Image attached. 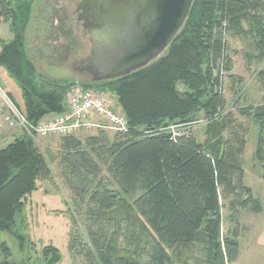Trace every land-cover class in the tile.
Masks as SVG:
<instances>
[{
	"label": "trees",
	"instance_id": "16d2710c",
	"mask_svg": "<svg viewBox=\"0 0 264 264\" xmlns=\"http://www.w3.org/2000/svg\"><path fill=\"white\" fill-rule=\"evenodd\" d=\"M34 1L0 0V20L9 25L13 36L9 43L0 36V67L20 81L24 99L20 110L37 126L65 112L67 91L79 83L43 81L39 85L35 81L36 68L27 57L24 38ZM232 32L253 37L260 52L257 59L264 61V0H195L186 26L162 59L119 80L80 84L114 95L130 129L116 133L111 141L87 140L99 158L107 157V174L118 188L112 191L99 185L89 195L88 216L94 223L88 227L89 239L95 252L90 253L91 264H230L238 260L240 232L237 228L233 237H224L221 201L232 200L239 210L251 207L256 214L262 212V205L244 183L249 127L235 122L233 114L224 115L221 69L232 70L225 38ZM180 84L185 91L179 90ZM201 111L210 121L203 143L192 132L177 142L160 132L174 124H193ZM239 113L260 127L256 155L264 179V105L241 108ZM98 131L104 134L105 130ZM62 139L75 148L69 155L84 152L83 163L90 162L79 147L80 140ZM50 178L48 159L26 132L0 150V234L16 226L17 215L39 182ZM126 239L137 244L125 247ZM45 255L51 257L49 264L61 260L52 246Z\"/></svg>",
	"mask_w": 264,
	"mask_h": 264
},
{
	"label": "rangeland",
	"instance_id": "374dc122",
	"mask_svg": "<svg viewBox=\"0 0 264 264\" xmlns=\"http://www.w3.org/2000/svg\"><path fill=\"white\" fill-rule=\"evenodd\" d=\"M70 11L71 7L66 6L64 0H35L32 3L31 19L24 30V38L26 54L36 68L34 79L39 85L43 81L59 85L87 83L86 79L70 69L72 60L86 57L90 51L88 41L70 33ZM0 36L6 43L13 38L9 25L2 20ZM225 38L232 70L225 73L223 79L224 115L233 114L235 122L249 127L244 155V183L262 205V212L256 214L251 207L239 210L231 205L232 200L221 201L222 232L225 238L233 237L232 232L237 228L240 232L239 257L230 264H264L263 165L256 155L260 127L239 113L241 108L264 105V61L257 59L260 52L253 37H240L232 32ZM0 84L15 106L23 109L22 85L3 67H0ZM180 85L179 90L185 91L184 85ZM94 90L100 92L113 108L120 109L115 96L109 91L101 87ZM209 122L202 111L196 114L189 131L198 142L205 140ZM116 136L115 132L107 129L104 134L94 130L75 136L82 143L79 147L87 153L85 158L90 159L88 164L83 163L84 152L72 151L69 155V151L75 148H69L65 139H34L39 151L49 161L52 178L39 182L38 190L27 199L23 212L17 215L16 226L10 232L0 234V263L49 264L51 257L45 255V249L52 246L61 254L58 264H91L93 249L88 227L94 223L88 216L89 195L99 185L112 191L118 188L107 174L104 162L107 157L99 158L89 149L87 140L100 137L99 140L111 141ZM225 137L227 139L228 135ZM14 141V137L2 140L0 150ZM122 244L127 247L137 243L126 239V243Z\"/></svg>",
	"mask_w": 264,
	"mask_h": 264
},
{
	"label": "water",
	"instance_id": "95a60500",
	"mask_svg": "<svg viewBox=\"0 0 264 264\" xmlns=\"http://www.w3.org/2000/svg\"><path fill=\"white\" fill-rule=\"evenodd\" d=\"M195 0H83L78 7L86 57L71 61L87 83L112 82L167 55L186 26Z\"/></svg>",
	"mask_w": 264,
	"mask_h": 264
},
{
	"label": "built area",
	"instance_id": "2783aa9c",
	"mask_svg": "<svg viewBox=\"0 0 264 264\" xmlns=\"http://www.w3.org/2000/svg\"><path fill=\"white\" fill-rule=\"evenodd\" d=\"M225 72L221 69V86L223 92V79ZM192 124H174L163 128L175 142L180 137L190 135ZM21 128L33 139L49 140L56 138H69L81 133L94 130H110L115 133L129 132V123L122 110L113 108L108 101L96 90L85 89L82 85L71 86L66 94L65 112L47 118L35 126L28 122L23 112L18 109L8 94L0 85V135L7 130ZM151 135V132H147Z\"/></svg>",
	"mask_w": 264,
	"mask_h": 264
},
{
	"label": "flooded vegetation",
	"instance_id": "af4514ba",
	"mask_svg": "<svg viewBox=\"0 0 264 264\" xmlns=\"http://www.w3.org/2000/svg\"><path fill=\"white\" fill-rule=\"evenodd\" d=\"M82 1L83 0H64V2L66 3V6H70L72 9V11H70V19H69L70 33H76L77 35L81 36L84 40L88 41L87 38L83 37V30H84L83 21H80L79 19L81 12L78 11V7L81 5ZM67 12L69 13V10H67ZM70 69L72 70V72L74 71L71 65H70Z\"/></svg>",
	"mask_w": 264,
	"mask_h": 264
},
{
	"label": "crops",
	"instance_id": "0c3cea01",
	"mask_svg": "<svg viewBox=\"0 0 264 264\" xmlns=\"http://www.w3.org/2000/svg\"><path fill=\"white\" fill-rule=\"evenodd\" d=\"M3 89L5 88L3 87ZM23 135H25V132L21 128H17L15 130H7L6 132L0 135V142L2 140H8L10 137H14L16 140L17 138H20Z\"/></svg>",
	"mask_w": 264,
	"mask_h": 264
}]
</instances>
